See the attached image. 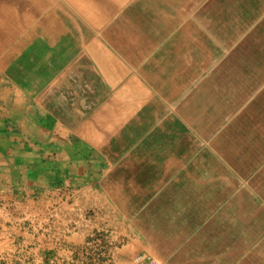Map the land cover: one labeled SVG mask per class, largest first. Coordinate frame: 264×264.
<instances>
[{
	"label": "crops",
	"instance_id": "0c3cea01",
	"mask_svg": "<svg viewBox=\"0 0 264 264\" xmlns=\"http://www.w3.org/2000/svg\"><path fill=\"white\" fill-rule=\"evenodd\" d=\"M264 264V0H0V264Z\"/></svg>",
	"mask_w": 264,
	"mask_h": 264
},
{
	"label": "built area",
	"instance_id": "2783aa9c",
	"mask_svg": "<svg viewBox=\"0 0 264 264\" xmlns=\"http://www.w3.org/2000/svg\"><path fill=\"white\" fill-rule=\"evenodd\" d=\"M136 263L137 264H141L145 261V257L144 256H138L136 259H135Z\"/></svg>",
	"mask_w": 264,
	"mask_h": 264
},
{
	"label": "rangeland",
	"instance_id": "374dc122",
	"mask_svg": "<svg viewBox=\"0 0 264 264\" xmlns=\"http://www.w3.org/2000/svg\"><path fill=\"white\" fill-rule=\"evenodd\" d=\"M136 259V258H135ZM135 263H136V261H135ZM137 264V263H136Z\"/></svg>",
	"mask_w": 264,
	"mask_h": 264
}]
</instances>
